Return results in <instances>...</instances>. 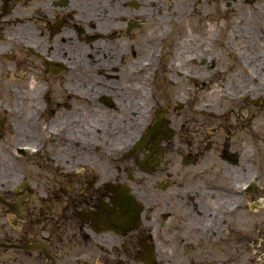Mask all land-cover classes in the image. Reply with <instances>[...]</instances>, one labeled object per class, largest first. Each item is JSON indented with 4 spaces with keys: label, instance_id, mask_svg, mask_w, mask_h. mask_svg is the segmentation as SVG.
I'll list each match as a JSON object with an SVG mask.
<instances>
[{
    "label": "flooded vegetation",
    "instance_id": "obj_1",
    "mask_svg": "<svg viewBox=\"0 0 264 264\" xmlns=\"http://www.w3.org/2000/svg\"><path fill=\"white\" fill-rule=\"evenodd\" d=\"M154 1L0 0V264H264V0Z\"/></svg>",
    "mask_w": 264,
    "mask_h": 264
},
{
    "label": "rangeland",
    "instance_id": "obj_2",
    "mask_svg": "<svg viewBox=\"0 0 264 264\" xmlns=\"http://www.w3.org/2000/svg\"><path fill=\"white\" fill-rule=\"evenodd\" d=\"M158 1H161V2L155 6L156 7L155 14L157 15L155 20L151 21V22H147L146 25L144 26V30L147 31V33H144V35L150 36L152 38L154 37L153 32H155V30L157 31V29H158L157 25L163 29L164 27H166L167 23L170 22V19H173L175 16H180V14H182V13L184 14V12H186V11H187V13H192L193 8H195V6H196V0H158ZM207 2H208L207 0H201V4H204V6ZM218 2L220 3L221 6H223L222 12H226L225 8H224V3L226 2V0H218ZM205 11H207V10L205 9ZM183 34H185V33H182V36L184 38L188 37L187 35H183ZM192 34L194 36L192 41L195 42L197 37H196V33L194 34V29H192V31H191V35ZM140 36H142V35H140ZM178 36H181V35H178ZM153 39H155V38H153ZM155 41H157V39H155ZM188 44H189L188 40L183 43V45H188ZM156 48H157V45H156ZM191 51H193V50H190V52ZM183 54H186V53L183 52L182 54H180V57H183ZM166 56H167V54L165 51L163 54V57H162V61L160 63L161 67L165 66L167 64L168 56H167V58H166ZM174 88H175V86L171 85V87H170L171 92L174 90ZM179 91H180V93L187 92L188 94L192 91L190 93V95L191 94L193 95L195 92V87L192 86L191 84H182L179 87ZM2 226H3V218H2V216H0V240L3 239V233H2L3 227ZM3 254H4L3 249L0 248V255H3Z\"/></svg>",
    "mask_w": 264,
    "mask_h": 264
},
{
    "label": "bare ground",
    "instance_id": "obj_3",
    "mask_svg": "<svg viewBox=\"0 0 264 264\" xmlns=\"http://www.w3.org/2000/svg\"><path fill=\"white\" fill-rule=\"evenodd\" d=\"M161 1H158V0H155L154 3H155V6L158 5ZM184 14H187V11L184 12ZM178 98V97H177Z\"/></svg>",
    "mask_w": 264,
    "mask_h": 264
}]
</instances>
